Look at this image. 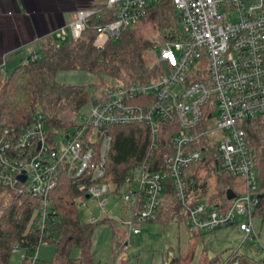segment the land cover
<instances>
[{
	"label": "built area",
	"instance_id": "built-area-1",
	"mask_svg": "<svg viewBox=\"0 0 264 264\" xmlns=\"http://www.w3.org/2000/svg\"><path fill=\"white\" fill-rule=\"evenodd\" d=\"M166 1L173 5L179 27L152 48L158 51L156 64L165 68L162 75L153 81L113 86L106 100L93 105L90 115L82 116L74 131L64 134L61 145L49 133L41 113L33 115L21 131L0 127V186L38 202L37 246L31 254L19 244L13 247L23 262L35 264L40 246L50 236L48 223L58 213L52 194L63 175L79 190L76 203L81 207L99 199L104 209L107 199L102 198L125 189L123 200L136 207L130 223L135 235L140 233L135 225L157 219L170 180L178 202L188 212L186 225L191 234L239 224L246 243L260 244L253 218L261 199L243 123L264 114V0H94L68 25L72 40L91 28L93 18L105 20L93 26L99 39H117L145 19L151 6ZM55 35L65 40L66 27ZM0 73L7 74L2 65ZM216 114L219 121L209 125ZM164 123L172 148L164 158L165 168L156 170L151 155L125 177L122 186L107 181L111 130L146 125L154 151ZM206 151L217 169L221 166L243 178V195L235 192L234 199L225 197L216 206L190 200L185 171L203 161ZM96 221V217L90 219Z\"/></svg>",
	"mask_w": 264,
	"mask_h": 264
},
{
	"label": "trees",
	"instance_id": "trees-1",
	"mask_svg": "<svg viewBox=\"0 0 264 264\" xmlns=\"http://www.w3.org/2000/svg\"><path fill=\"white\" fill-rule=\"evenodd\" d=\"M145 19L153 21L160 33L166 34L170 29L174 31L179 27L170 1L151 6ZM104 22L93 18L91 28L78 40L58 44L54 37H47L41 42L36 57L19 65L8 75L0 73V127L21 131L31 123L33 115L41 113L51 135L58 132L65 134L78 126L83 107L106 100L113 86L131 81H153L165 72L162 65H156L149 57L151 55H147L156 42L152 43L137 33V26L141 22L123 31L117 39H107L101 43L103 40H99L93 26ZM100 44L103 46L101 49L98 48ZM62 70H83L95 74L98 80L93 84V94L86 86L58 81L57 74ZM165 125L168 124H163L159 145L154 151L151 150L152 137L148 126L137 124L113 128L106 180L122 186L125 177L151 155L156 170H163L164 158L172 150L170 134L164 132ZM243 128L253 154L257 192L263 195L255 214L264 215V114L247 119ZM198 164L185 171L193 203L201 199L209 184ZM193 179L195 182L192 184ZM227 190L225 188L224 194ZM79 194L66 175L62 176L52 194L58 213L56 219L48 223L50 236L45 238V242L55 246L53 261L56 264H94L91 240L95 226L101 221L85 223L80 220L76 203ZM37 209L36 199L0 186V264H10L16 244L21 245L28 254L33 252L40 240L35 231ZM188 217L186 208L177 200L172 182L167 180L159 215L154 222L166 224L177 220L186 223ZM114 237L116 245L123 244L122 235L116 232ZM74 248L79 251L77 256L72 255ZM23 264H27V261ZM226 264H264V260L235 255Z\"/></svg>",
	"mask_w": 264,
	"mask_h": 264
},
{
	"label": "rangeland",
	"instance_id": "rangeland-1",
	"mask_svg": "<svg viewBox=\"0 0 264 264\" xmlns=\"http://www.w3.org/2000/svg\"><path fill=\"white\" fill-rule=\"evenodd\" d=\"M66 31V39H58V44L72 40L68 25ZM136 31L144 39L155 43L170 33L172 29L166 34L160 33L153 21L145 19L137 26ZM104 40L100 42L103 43ZM147 55H151L149 57L156 64L155 58L158 51L151 50ZM13 70L7 69L6 75ZM57 79L64 84L86 86L91 94L94 92L93 84L98 80L95 74L83 70H62L58 72ZM92 106L91 103L85 105L81 110L80 118L90 115ZM209 109V106L204 109L206 118ZM215 121H219L217 114L208 124L214 126ZM73 131L74 129H71L69 132ZM64 136L63 132L54 135L59 145L62 144ZM203 157V161L198 164V167L201 168L209 184L207 191L201 196L202 202L209 206H216L222 200L225 188L233 189L238 196L245 193V183L242 177L231 174L228 176L226 170L221 166L218 170L215 169L212 164L214 158L209 151L204 152ZM124 194L125 189L115 194L108 193L102 198L107 199L104 209L99 206V199L88 200L87 207L77 206L82 222L90 223L92 217L101 221L95 226L91 240L94 264H226L235 255H246L257 260L264 256L262 249L264 248V215L261 213L255 214L253 218V226L261 245L257 242L245 245V234L240 230L239 224L193 236L188 231L185 222L172 220L164 224L161 221H156L135 225L140 229V233L135 235L130 232L134 204L124 201ZM117 230L124 239L121 245L114 243ZM54 252L53 244L43 243L38 251L35 264H56L53 261ZM78 253V249L74 248L72 255L77 256ZM10 264H23L20 252L13 251Z\"/></svg>",
	"mask_w": 264,
	"mask_h": 264
},
{
	"label": "crops",
	"instance_id": "crops-1",
	"mask_svg": "<svg viewBox=\"0 0 264 264\" xmlns=\"http://www.w3.org/2000/svg\"><path fill=\"white\" fill-rule=\"evenodd\" d=\"M93 1L0 0V65L7 72L36 57L45 38L57 41L56 32L75 21L77 12Z\"/></svg>",
	"mask_w": 264,
	"mask_h": 264
},
{
	"label": "water",
	"instance_id": "water-1",
	"mask_svg": "<svg viewBox=\"0 0 264 264\" xmlns=\"http://www.w3.org/2000/svg\"><path fill=\"white\" fill-rule=\"evenodd\" d=\"M20 179L22 180V181H25V178L24 177H20ZM226 197H227V199L228 200H232V199H234L235 197H236V194H235V192H234V190H232V189H228L227 191H226ZM263 197V195H260L259 196V198L261 199ZM248 243H245V245H247Z\"/></svg>",
	"mask_w": 264,
	"mask_h": 264
}]
</instances>
